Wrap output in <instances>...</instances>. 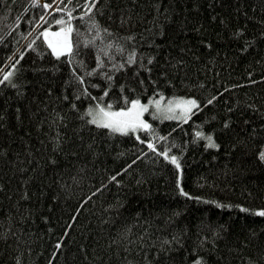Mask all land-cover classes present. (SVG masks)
Segmentation results:
<instances>
[{
	"label": "trees",
	"instance_id": "16d2710c",
	"mask_svg": "<svg viewBox=\"0 0 264 264\" xmlns=\"http://www.w3.org/2000/svg\"><path fill=\"white\" fill-rule=\"evenodd\" d=\"M155 2L101 0V4L107 3L109 7L98 19L111 28L117 38L126 30L141 33L147 29L150 32L155 23L153 18L157 15L153 8ZM159 2L163 5L160 13L165 14L164 9L169 8L177 21L184 18L188 21L187 30L181 31L177 23H171L166 37H152L162 45L161 49H155L158 68L167 71L168 78L173 81V84L165 85L164 79H160L165 96L191 94L205 101L220 92L215 101L205 103L191 119L183 122L153 116L151 111L146 113V118L154 125L155 134L170 137L157 140V146L162 149L167 144L171 152L178 155L183 169L181 182L190 197L179 193L175 184L179 170L170 161L159 157L147 145L137 141L134 135H108L106 129L84 124L78 115L68 112L67 106L55 99L61 94L63 82L68 79L72 67L83 74L84 70L76 61L82 60L89 69L95 68L97 49L106 46L113 38L108 33H103V38L97 37L95 32L86 30L85 21L77 18L73 21L71 35L73 49L79 53L72 56L74 63H67V54L59 62L47 52L41 59L39 51L47 46L42 38L35 37L36 50L30 49L21 61L24 65L21 81L32 82L24 84L27 91L17 97L15 89L0 86V110H7L11 125L9 131L0 129V147L9 152L7 157L0 155V183L6 189L0 191V264H16L17 258L20 264H48L49 260L53 264H73L68 253L60 252L53 256L54 240L67 229H70L68 240L75 241L69 249L75 257L74 264H125L128 260L140 264L143 255L136 250L141 247L136 238L145 233V229L149 243H161L164 237L183 231L182 248L156 257L155 246L151 251L144 247V254L155 259V264H181L185 255L193 258L196 253L192 249L201 233L211 237L209 229L218 225H223L224 230L217 241V251L200 253L207 256L209 264H225L221 256L227 259V264H242L245 255L255 256L257 249L264 245V217L236 207H264V162H259L254 155L257 147L264 143L258 128L259 124H264V115L247 107L252 103L264 105V81L260 80L264 76V63H258L264 57V42L249 54L240 55L237 51L240 41L231 36V28L219 19L210 22V18L216 15L225 18L231 26L247 23L249 34L258 32L260 26L252 18H264V12L259 7L253 9L252 4L260 5L261 0H241V4L237 0ZM196 2L198 8L193 7ZM132 3L136 5L132 10V22L122 27L120 10L127 14ZM48 11L41 5L30 3V0H0V37L4 38L0 43V66L13 52L33 40L30 33L35 26L29 21ZM56 16L57 13L53 12L52 17ZM17 17H20L19 24H15ZM52 17L46 19L51 20ZM197 22L203 23V32L192 31ZM51 27L54 29L57 25ZM147 35L145 32L146 38ZM204 38L213 43L212 49L204 45ZM184 48L188 51L182 52ZM151 50L152 45L139 41V52ZM110 52L115 59L109 61L108 57H103L105 63L127 59V53L116 51L114 46ZM169 53L173 63L175 60L185 63H176L174 67L166 64L170 59ZM52 65L59 70L53 71ZM37 66L45 67L46 71L40 74L33 72L32 68ZM128 67L134 71V66ZM2 70L0 67V72ZM97 71L112 73V69L103 67ZM248 72L253 73L252 77L247 75ZM141 75L148 74L142 71ZM88 79L92 83H108L103 76ZM114 79L127 85L125 94L130 97L138 95L141 101H147L152 96V90L138 87L130 73L121 77L117 72ZM249 79L256 83H247ZM41 83L45 88L52 87L54 95L48 97L41 89ZM132 88L135 92L131 91ZM89 90L93 96L100 95V89ZM68 91L70 93L72 89ZM118 93L119 88L114 87L102 100L115 99ZM89 102L94 103L84 98L83 107L86 108ZM119 104L122 106L123 102L119 101ZM234 104L243 115L234 109L236 124L229 132H221L220 120L226 118L227 107ZM17 105L22 107L21 121L15 119ZM52 108L62 111L68 121L59 128L65 137V146L63 153H57L55 166L48 161L53 145L50 137L57 135L56 127H49L46 122ZM245 119L251 123L244 125ZM200 125L205 132L217 130L222 144L220 149L206 148V141L195 136L193 129L200 130ZM254 130L258 135L251 138ZM143 136L151 139L149 133H143ZM232 143H237V147L232 148ZM141 150L145 155L137 159ZM17 154L19 161H16ZM110 175H116L122 183L110 180ZM25 180L30 182L26 185ZM102 183L105 187L97 192ZM25 188L29 191L30 200L22 198ZM195 197L202 199L196 200ZM212 201L232 204L233 207H219ZM77 207L82 211L78 214V222L74 223L71 217L76 214ZM176 210L180 215H173ZM45 216L49 218L47 221L43 219ZM118 229H130L126 234L133 240L132 245H127L133 249L131 252L118 249L116 244L108 247L109 240L117 238ZM5 234L7 239H4ZM244 240L249 241L250 247H244ZM79 244L87 246L89 259L77 252ZM229 249L232 250L231 255Z\"/></svg>",
	"mask_w": 264,
	"mask_h": 264
},
{
	"label": "snow or ice",
	"instance_id": "6c2138e0",
	"mask_svg": "<svg viewBox=\"0 0 264 264\" xmlns=\"http://www.w3.org/2000/svg\"><path fill=\"white\" fill-rule=\"evenodd\" d=\"M30 3L34 5H41L43 9H49L50 11L41 14L38 18H32L29 23L33 24L35 27L32 30L30 35H33L34 38L32 41L27 43V45L23 48L17 49L13 52L6 60L3 66L2 72H0V86L11 87L16 90L17 97L24 95L27 89L24 87V84H31V81H27L24 79L21 81L20 73L24 69V65L21 61L25 58L26 53L31 50H36L35 45V37L42 38L43 42L46 44V48L42 51H39V56L42 59L47 52L48 55L54 56L56 61L59 62L62 56H66L67 63L72 64L74 61L72 60V56L79 55L78 52H75L73 49V42L71 39L72 32L74 30L73 21L77 18L85 21L87 31L95 32L97 37H102L103 33H108L113 38L108 41L107 45L103 48L97 49L96 55V67L89 69L84 62L76 61V63L80 64L81 69H83V74L77 70L76 67H72L70 69V74L67 80L63 82V88L60 95L56 96L55 99L57 102H62L67 106L68 112H72L75 115H78L81 121L84 124L95 125L98 129H106L108 135L113 134H121V135H134L137 141H141L143 144L147 145L148 149H151L153 152L158 154L159 157H163L164 160L170 161L173 165H175V169L179 170L175 176V184L181 195L184 197H190V193L185 190L183 184L181 182L183 176V169L181 162L178 158L177 154H173L171 149L167 144L163 146L161 149L157 146V140L163 141L169 139L170 137L165 136H157L155 134V128L149 120L145 119L144 114L149 111V106H153L154 110L152 115L155 116L157 113L168 114L169 117H174L176 120L181 122L189 120L192 118L195 112H199L205 103L211 104L216 100L217 96L220 95L218 91L216 95L212 96L211 99H207L202 101L197 98L195 95H183V96H171L168 98V103L164 104L162 101L165 100V92L161 84L159 83L160 79H164V84L169 85L173 84V81L168 78V72L158 68V55L155 49H161L162 45L157 43L152 37H166L168 35L167 27L171 23H177L179 29L181 31L187 30L188 21L187 18L183 20L177 21L169 8L164 9V13H160V8L163 5L156 0L153 4V8L155 9L157 15L153 18L155 23L152 25V30H145L148 33L147 38L145 36V32L137 33L131 30H126L125 34H122L119 38L113 35V30L102 24L98 19L99 16L103 15L104 10L109 7V4H101V0H30ZM238 4H241V0H237ZM56 5L53 7V5ZM135 3H132L131 8L128 9L127 14L124 10H120V24L123 27L125 24H131L132 22V10L135 9ZM193 7L198 8V2L193 4ZM260 8L261 12H264V0H261L260 5L255 3L252 4V8L256 9ZM115 11V10H114ZM239 11V8L237 9ZM57 13L56 17H52V13ZM247 16V12L244 13ZM46 17H52L51 20L46 19ZM111 19V16H109ZM161 19L163 23H161ZM220 20L221 23L225 24L226 27L231 28V36L240 41V45L237 49L238 54L247 55L254 48H256L261 42H264V18L261 17H253L256 23L260 26V30L258 32H254L249 34L247 23L244 25H235L231 26L228 24V21L223 17H217L213 15L210 18V22ZM20 17L16 18L15 24H19ZM57 25L56 28H52L51 25ZM47 25V26H44ZM14 26V25H10ZM42 29V30H41ZM192 31L195 32H203L204 25L202 22H197L193 27ZM4 38L0 37V43H3ZM139 41H144L145 43L152 45L153 50L139 52ZM130 42V43H129ZM204 45L207 48L212 49L214 47L213 43L209 41L208 38L203 39ZM114 46L115 50L120 53H127V59L117 61L116 63H105L103 57H108L109 61L115 59L114 56L111 55L110 49ZM182 52L188 51L187 48L181 49ZM169 61L166 64H171L173 67L176 63L184 64L183 60H175L173 63V58L171 57V53H169ZM196 59H199L198 57ZM214 59V58H213ZM258 63H264V57L261 58ZM134 66V71L130 69L128 66ZM53 71H58L59 69L52 65ZM110 68L112 69V73L109 74L105 71H97V69ZM124 70V71H121ZM32 71L40 74L46 71V68L43 66H37L32 68ZM146 72L147 76H142L141 72ZM119 72L121 77H125L126 73H130L131 77H134L135 84L140 87L142 90H152V96L148 97V102L144 103L141 101L140 97L137 95L135 97H130V95L125 94L127 85L124 83H117L114 79L116 73ZM156 76L153 79V76ZM249 77H252L253 73L248 72ZM103 76L104 80L108 83L105 85L102 82L100 83H92L89 77H98ZM261 81H264V76L260 77ZM247 83H256L255 80L249 79L246 81ZM119 88V93L117 94L115 99H108L107 101L102 100V97L110 95V89ZM230 87H235V85H230ZM71 88L72 91L69 93L68 89ZM100 89L99 96H93L92 91L89 89ZM41 89H44L48 94V97L54 95V89L52 87H46L41 83ZM40 90V89H38ZM132 92H135V88L131 89ZM225 91H227L225 89ZM84 98H88L90 101H94V103L89 102L87 107L84 108ZM119 101L123 102L121 106ZM115 105V106H114ZM45 109L48 108L47 105H42ZM247 107L251 108L253 111H259L261 115H264V105L258 106L255 103L247 105ZM83 109V111H82ZM240 112V109L234 104L231 107H227L226 109V118L220 120V131L227 133L233 129V126L236 124V120L234 119V111ZM242 116L243 113L240 112ZM23 118V111L20 105H17L15 109V119L17 121H21ZM216 117H213L215 119ZM46 122L49 124V127L55 126L57 129V135L50 137L53 141L51 152L52 154L48 156V161L52 166L57 164L56 155L57 153L64 152L65 146V137L62 133L59 132V128L61 124H67V116L61 112L56 111L55 108L51 109V114L47 116ZM251 122L249 120H243L244 125H248ZM39 127V125H38ZM200 130L193 129L195 132V136L197 138H203L206 141V148L220 149L222 144L219 142V136L217 135V130L213 129L211 131L205 132L203 130V125L198 126ZM258 128L260 129L259 137L261 140H264V124H259ZM0 129L5 131L11 130V125L9 124L7 110H0ZM143 133L151 134V139L145 138ZM258 133L254 130L251 134V138H255ZM244 142V141H238ZM135 147V145H133ZM91 147V145H89ZM232 148L237 147V143L231 144ZM27 151V149H25ZM183 153H180L182 155ZM0 155L5 157L9 156V152L7 149L0 147ZM31 155V153H29ZM145 152L143 150L140 151L139 156H144ZM255 157L259 162H264V143L260 144L255 153ZM16 161H19V155L16 156ZM12 162V161H9ZM28 163H31L29 161ZM127 167V165H126ZM23 171V169H21ZM36 169H32L35 171ZM124 169H121L123 172ZM118 175V174H117ZM110 180L115 181V183H122L121 180L117 179L116 175H110ZM30 181L25 180L24 183L27 185ZM105 185L102 183L99 188L96 189L99 192ZM5 185L0 183V191H4ZM22 198L26 200H30L31 196L27 188L23 191ZM55 198V197H54ZM87 199V198H85ZM196 200L202 199L201 197H195ZM214 204H219V207H233L232 204L224 205L217 201H212ZM117 207L119 205H116ZM109 207H113V205H109ZM236 207L241 208L244 211H252L255 214H258L261 217H264V207H257L255 209H247L244 205H237ZM82 211L81 207H77L75 209V213L71 220L74 223L78 222V214ZM174 216L180 215V211L176 210L173 213ZM45 221L49 218L47 216L43 217ZM171 219V217H169ZM74 226V225H73ZM185 229L184 231H186ZM212 232V236L209 237L204 233H201L200 237H198L197 243L195 247H193L192 252L196 253V255L189 259L187 255H185L181 264H209L208 258L206 255H201L200 253L207 252H216L218 248L217 241L223 235L224 226L218 225L216 228L209 229ZM52 231V229H49ZM70 229L65 230L62 234H58L56 239L54 240V251L53 256L57 255L60 252L68 253V258L75 261V257L71 255L69 249L71 244L75 243V241L68 240V233ZM130 232V229H118V236L116 239H110L108 243V247L110 248L112 244H116L118 249L122 248L126 253L131 252L133 249L127 247V245H132L133 240L129 239L126 233ZM147 229H145V233ZM145 233H142L140 237L136 238V242L141 245L140 248L136 249L143 255V260L140 264H155V259H149L146 254H144L143 249L147 247L149 251H151L152 247L155 246L156 257H160L162 254L173 251L177 248L184 247L183 244V231L177 233L176 235H170L168 237L163 238V242L161 243H149V238L145 236ZM255 235V233H253ZM4 239H7V235L5 234ZM244 247H250L249 241L244 240ZM238 251L240 249H237ZM229 255H231L232 250L229 249ZM77 252L85 259H89L88 249L85 244H79L77 246ZM220 259L225 260V264H227V259L223 256ZM264 261V245H262L259 249H257L256 255H245L242 259V264H262ZM16 264H20V259L17 258ZM48 264H53L52 260L48 261ZM125 264H137L134 260H128Z\"/></svg>",
	"mask_w": 264,
	"mask_h": 264
},
{
	"label": "rangeland",
	"instance_id": "374dc122",
	"mask_svg": "<svg viewBox=\"0 0 264 264\" xmlns=\"http://www.w3.org/2000/svg\"><path fill=\"white\" fill-rule=\"evenodd\" d=\"M170 97H171V96H170ZM168 98H169V97H166V96H165V100L162 101V103H164V104L168 103ZM142 102L147 103L148 100H147V101H142ZM153 110H154L153 106L150 105V106H149V111L153 112ZM146 113H147V112H146ZM146 113L144 114L145 119H147V118H146ZM156 116H158V117H160V118H170L169 115L166 114V113L163 114V115H161L160 113H157ZM170 119H175V118H174V117H171ZM147 120H148V119H147Z\"/></svg>",
	"mask_w": 264,
	"mask_h": 264
}]
</instances>
